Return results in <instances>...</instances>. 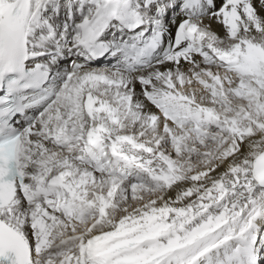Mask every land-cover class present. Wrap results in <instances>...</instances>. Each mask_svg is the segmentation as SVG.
Instances as JSON below:
<instances>
[{"label": "snow or ice", "instance_id": "1", "mask_svg": "<svg viewBox=\"0 0 264 264\" xmlns=\"http://www.w3.org/2000/svg\"><path fill=\"white\" fill-rule=\"evenodd\" d=\"M0 264H264V0H0Z\"/></svg>", "mask_w": 264, "mask_h": 264}]
</instances>
